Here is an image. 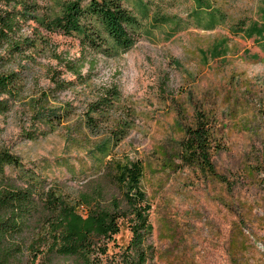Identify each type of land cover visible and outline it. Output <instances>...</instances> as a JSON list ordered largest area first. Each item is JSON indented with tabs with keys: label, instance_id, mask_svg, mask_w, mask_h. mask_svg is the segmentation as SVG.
Returning <instances> with one entry per match:
<instances>
[{
	"label": "rangeland",
	"instance_id": "1",
	"mask_svg": "<svg viewBox=\"0 0 264 264\" xmlns=\"http://www.w3.org/2000/svg\"><path fill=\"white\" fill-rule=\"evenodd\" d=\"M66 1L11 4L27 9L21 31L35 47L23 103L0 116L5 145L45 175L70 178L102 142L84 127L88 105L117 92L112 118L130 127L115 151L146 166L156 250L147 264H264V0H125L138 23L127 50L48 31L44 19L59 18ZM70 59L83 66L84 82L70 83ZM64 108L72 112L54 132L26 135L48 128L46 109ZM196 109L216 124L223 150L214 160L228 184L177 156ZM130 237L123 228L117 241Z\"/></svg>",
	"mask_w": 264,
	"mask_h": 264
},
{
	"label": "trees",
	"instance_id": "2",
	"mask_svg": "<svg viewBox=\"0 0 264 264\" xmlns=\"http://www.w3.org/2000/svg\"><path fill=\"white\" fill-rule=\"evenodd\" d=\"M13 1L0 9V116L23 103L24 63L32 59L28 51L35 47L21 31L27 9L11 7ZM137 25L125 0H68L59 18H46L43 24L50 32L79 35L95 49L125 50L134 43ZM74 63L65 62L77 78L70 83H82L83 66ZM53 80L58 87L66 86L57 77ZM117 95L105 90L88 105L84 127L102 142L95 147L93 163L69 169L70 178H51L38 165L22 161L5 145L0 127V264H147L153 259L145 162L115 151L130 127L128 119L112 118ZM64 109H46L42 118L48 128L26 135L35 140L54 132L72 112ZM182 133L177 155L182 163L228 184L214 160L223 145L213 117L196 109L194 123ZM123 228L131 237L119 244Z\"/></svg>",
	"mask_w": 264,
	"mask_h": 264
}]
</instances>
